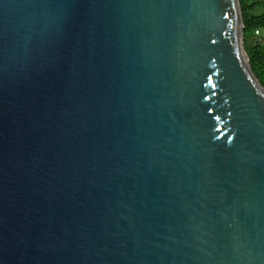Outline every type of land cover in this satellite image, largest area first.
<instances>
[{
  "label": "water",
  "instance_id": "95a60500",
  "mask_svg": "<svg viewBox=\"0 0 264 264\" xmlns=\"http://www.w3.org/2000/svg\"><path fill=\"white\" fill-rule=\"evenodd\" d=\"M241 0H0V264H264V87Z\"/></svg>",
  "mask_w": 264,
  "mask_h": 264
},
{
  "label": "trees",
  "instance_id": "16d2710c",
  "mask_svg": "<svg viewBox=\"0 0 264 264\" xmlns=\"http://www.w3.org/2000/svg\"><path fill=\"white\" fill-rule=\"evenodd\" d=\"M250 0H241L244 16V42L250 59L251 68L264 87V44L258 42L256 32L264 29V13L253 14L258 8H264V2L251 3Z\"/></svg>",
  "mask_w": 264,
  "mask_h": 264
},
{
  "label": "rangeland",
  "instance_id": "374dc122",
  "mask_svg": "<svg viewBox=\"0 0 264 264\" xmlns=\"http://www.w3.org/2000/svg\"><path fill=\"white\" fill-rule=\"evenodd\" d=\"M258 1L264 2V0H250L251 3L258 2ZM263 13H264V8H258L253 14L260 15ZM255 37L258 42L264 44V29L260 30V32H256Z\"/></svg>",
  "mask_w": 264,
  "mask_h": 264
}]
</instances>
